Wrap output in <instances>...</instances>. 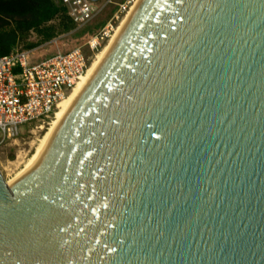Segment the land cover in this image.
<instances>
[{
	"label": "water",
	"instance_id": "95a60500",
	"mask_svg": "<svg viewBox=\"0 0 264 264\" xmlns=\"http://www.w3.org/2000/svg\"><path fill=\"white\" fill-rule=\"evenodd\" d=\"M0 264H264V0H145L39 164L0 174Z\"/></svg>",
	"mask_w": 264,
	"mask_h": 264
},
{
	"label": "built area",
	"instance_id": "2783aa9c",
	"mask_svg": "<svg viewBox=\"0 0 264 264\" xmlns=\"http://www.w3.org/2000/svg\"><path fill=\"white\" fill-rule=\"evenodd\" d=\"M66 15L79 29L97 17L111 0L96 5L90 0H60ZM136 0H123L112 19H118ZM111 19V20H112ZM86 42L91 52L107 36L110 22ZM95 39V42L94 40ZM56 45V40H54ZM31 50L13 48L0 55V144L15 139L20 126L31 121L42 123L52 118L58 102L68 94L85 73L89 56L81 47L67 53L57 52L38 63L29 64Z\"/></svg>",
	"mask_w": 264,
	"mask_h": 264
},
{
	"label": "rangeland",
	"instance_id": "374dc122",
	"mask_svg": "<svg viewBox=\"0 0 264 264\" xmlns=\"http://www.w3.org/2000/svg\"><path fill=\"white\" fill-rule=\"evenodd\" d=\"M108 0H100L96 2L99 5ZM123 0H111V3L107 4L103 11L95 17L89 24L82 28H74L68 33H57L54 38L49 41L41 42L39 37L35 33L30 32L23 41H19L16 48L26 50V43H37L38 45L31 51L29 64L38 63L46 58L53 56L57 49L61 53H67L73 48L81 47L86 56H89V63L94 58V55L103 47L112 34L114 28H116L126 13L119 15L118 19H112L115 16L118 6ZM128 11V10H127ZM112 19V20H111ZM110 22L112 27H108L105 31L107 36L103 37V40L99 41L97 50L91 52L86 42L90 38L97 35L102 30L107 22ZM57 20L51 21L48 26H56ZM13 22L9 20L8 24ZM56 40V45L54 43ZM89 65V64H88ZM51 119L42 123L40 121H31L24 123L20 126V133L15 139L7 140L0 144V174L4 180H8L13 177L24 165L26 160L34 152L37 141L41 138L43 131L39 129V126L47 127V123ZM39 131V132H38Z\"/></svg>",
	"mask_w": 264,
	"mask_h": 264
},
{
	"label": "bare ground",
	"instance_id": "6f19581e",
	"mask_svg": "<svg viewBox=\"0 0 264 264\" xmlns=\"http://www.w3.org/2000/svg\"><path fill=\"white\" fill-rule=\"evenodd\" d=\"M144 2L145 0H136L134 2L119 25L114 28L106 44L94 55V58L89 63L85 73L75 83L68 94L58 102L50 122L47 123V127H38L43 131L42 136L37 141L34 152L26 160L23 167L13 177L5 180L6 185L9 188L13 189L20 180L25 178V176H27V174L39 164L41 159L48 152L56 138L60 135L61 130H63L65 125L68 123L84 96L92 86L93 82L109 59V56L116 48L122 35ZM93 40L95 42V39Z\"/></svg>",
	"mask_w": 264,
	"mask_h": 264
},
{
	"label": "trees",
	"instance_id": "16d2710c",
	"mask_svg": "<svg viewBox=\"0 0 264 264\" xmlns=\"http://www.w3.org/2000/svg\"><path fill=\"white\" fill-rule=\"evenodd\" d=\"M55 19L57 25L48 26ZM9 20L13 23L8 24ZM74 28L60 0H0V55L16 48L30 32L46 42ZM37 45L26 43L25 48L33 50Z\"/></svg>",
	"mask_w": 264,
	"mask_h": 264
},
{
	"label": "crops",
	"instance_id": "0c3cea01",
	"mask_svg": "<svg viewBox=\"0 0 264 264\" xmlns=\"http://www.w3.org/2000/svg\"><path fill=\"white\" fill-rule=\"evenodd\" d=\"M32 51V50H31Z\"/></svg>",
	"mask_w": 264,
	"mask_h": 264
}]
</instances>
